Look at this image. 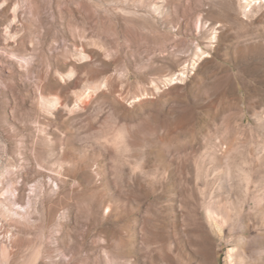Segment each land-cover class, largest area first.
<instances>
[{
	"label": "rangeland",
	"instance_id": "rangeland-1",
	"mask_svg": "<svg viewBox=\"0 0 264 264\" xmlns=\"http://www.w3.org/2000/svg\"><path fill=\"white\" fill-rule=\"evenodd\" d=\"M0 264H264V0H0Z\"/></svg>",
	"mask_w": 264,
	"mask_h": 264
},
{
	"label": "bare ground",
	"instance_id": "bare-ground-1",
	"mask_svg": "<svg viewBox=\"0 0 264 264\" xmlns=\"http://www.w3.org/2000/svg\"><path fill=\"white\" fill-rule=\"evenodd\" d=\"M214 217V216H213ZM215 219V218H214Z\"/></svg>",
	"mask_w": 264,
	"mask_h": 264
}]
</instances>
